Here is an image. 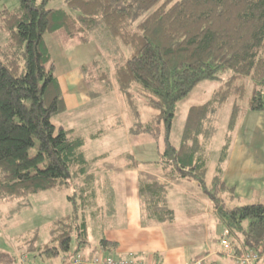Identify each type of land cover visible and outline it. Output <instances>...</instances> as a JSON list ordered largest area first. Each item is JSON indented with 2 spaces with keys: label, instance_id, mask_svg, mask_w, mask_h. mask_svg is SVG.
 <instances>
[{
  "label": "trees",
  "instance_id": "16d2710c",
  "mask_svg": "<svg viewBox=\"0 0 264 264\" xmlns=\"http://www.w3.org/2000/svg\"><path fill=\"white\" fill-rule=\"evenodd\" d=\"M51 1L21 0L16 10L0 13V34L7 37V45H0V203L20 201L25 209L30 196L68 188L81 178L86 187L79 188L80 199L67 198L72 213L53 223L49 242L37 245L35 236L25 242L27 251L44 262L61 259L67 264L62 259L69 261L89 245L87 212L96 205V193L89 187L96 178L87 173L89 163L81 151L86 140L52 122L67 110L46 36L65 34L85 46L93 37L101 40L113 56L114 71L104 68L105 61L90 62L82 67L87 85L101 84L111 91L113 73L134 117L139 115L135 96H142L153 115L130 134L162 141L154 165L168 178L193 181L208 195L236 255L264 257V200L230 205L237 198L235 188L223 182L238 119L249 112L264 113V0H63L66 8L50 9ZM226 72L232 75L212 99L189 110L182 144L176 148L170 136L178 104L203 81ZM248 80L251 96L243 109L239 103L246 100ZM230 99L235 104L225 145L217 175L208 183L207 148L219 131L218 114ZM128 158L130 166L138 165L132 155ZM139 186L148 218L174 222L167 186L157 181H140ZM108 188L102 215L114 214V191ZM73 239L77 248L71 254ZM0 264L19 260L0 251Z\"/></svg>",
  "mask_w": 264,
  "mask_h": 264
},
{
  "label": "rangeland",
  "instance_id": "374dc122",
  "mask_svg": "<svg viewBox=\"0 0 264 264\" xmlns=\"http://www.w3.org/2000/svg\"><path fill=\"white\" fill-rule=\"evenodd\" d=\"M20 1L21 0H0V13L6 11L5 9L10 11L16 10ZM48 8L62 9L66 7L63 0H55L51 1ZM91 40L92 41L85 46L81 45L76 40L70 41L65 34L63 36L62 34L46 36V42H48L49 50L52 55V63L56 65L55 73L61 80L63 95L67 102V112L56 115L52 122H54L57 127L63 126L67 130H72L77 137L81 136L85 138L86 145L81 151L89 163L87 169L88 174L95 173L97 169L102 168L104 165L122 168L123 165H125L127 153L131 155L135 154L136 159L144 157L145 159L143 160H145V162L158 161V149L161 147L162 141L158 143L152 140L150 136L142 135L139 137H132L127 134L136 124L146 125L153 115V111L145 106L142 96H135L139 115L138 117H134L131 109L128 107L125 97L118 91L117 85L114 82L113 73L111 82L113 89H111V91L104 85H95L93 86L95 87L94 89L90 86L91 88L89 89L85 84L84 86L82 85L83 91H81L78 89L79 86L70 85L68 80H64L66 71L71 69L74 65L88 66L92 61H105L104 68L109 72L114 71V63L111 62L113 56L106 51V47H102L100 44L101 40L94 37ZM6 43L7 37L0 34V45L6 46ZM231 75L232 72H226L225 74H220L219 78L214 81H203L191 91L188 97L180 101L176 109V117L172 124L170 136L176 148H179L182 144V135L189 109L192 106L203 105L211 100L214 91L223 86ZM246 90L248 91L246 100L239 103L243 109L247 107V99L251 96V82L249 80L246 82ZM92 91L99 92L101 95H94ZM90 92L91 94H89ZM134 92L137 94L136 87ZM81 98H90L93 100L89 103L81 102ZM234 104V99L228 100L218 114L220 121L218 125L219 131L215 140L207 148V155L209 158L208 183L217 175L216 169L218 159L222 153V147L225 145L227 124ZM240 125L245 131L249 129L248 126L242 125V123ZM112 127L113 129L110 130ZM102 130L107 133L100 139H90L93 134ZM111 170L112 172H110ZM111 170L107 171L104 178H99V176L95 174L97 180L93 183V186L89 187L91 191L94 190L96 193L94 201L96 205L92 208L90 207L87 212V219L91 225L89 228L90 242L93 246L97 245L102 235L100 234L102 233V222L100 221L103 218L101 213L105 203L103 199L105 191L101 190L99 187L102 186L104 181L105 185L110 182L111 183L108 185H112V174L114 169L112 168ZM99 171H101V169ZM76 185L30 196L28 198L29 205L25 209L20 207L22 204L20 201H15L14 204L0 203V251L17 257L19 264H43L40 261L36 262V258L38 257H34L33 253L27 251L25 242L31 238L33 240L35 236L39 238L37 245L49 242L53 223L72 213V205L67 198L70 195H76L77 199H80L79 188L86 187L84 178H81L79 181L77 180ZM194 191V189H190L189 195L194 194ZM89 195L90 199L93 198L91 193H89ZM191 202L189 198L184 199L182 202L183 207H189L190 204V207L193 206L202 213L203 206L201 203L194 204V202ZM71 246V254H73L77 248L75 239H73ZM107 256L116 259L120 257ZM202 260L204 259L202 258ZM47 264H61V259L60 261L59 259L51 260L50 263Z\"/></svg>",
  "mask_w": 264,
  "mask_h": 264
},
{
  "label": "crops",
  "instance_id": "0c3cea01",
  "mask_svg": "<svg viewBox=\"0 0 264 264\" xmlns=\"http://www.w3.org/2000/svg\"><path fill=\"white\" fill-rule=\"evenodd\" d=\"M82 67L83 65H74L66 71L64 77V80H68L70 85L79 86L78 89L81 91H83L84 84L89 89L91 88L85 81ZM59 82L61 86L60 78ZM95 85L100 86L101 84ZM92 88L95 87L92 86ZM93 93L97 96L101 95L99 92ZM92 100L81 98L80 101L89 103ZM241 123L248 126L249 129L245 131L241 128ZM60 127L64 128L63 126ZM127 134L132 136L130 131ZM142 135L144 134L134 137ZM232 137L227 161L223 169V182L226 183L228 189L235 188L237 197L230 204L242 206L260 203L264 200V113L249 112L241 116ZM154 141L156 142V140ZM158 151L160 159V149ZM129 155L131 154H126V162L122 168L104 165L100 168L101 171L97 169L93 173L94 177L97 174L99 178H104L107 171L114 169L112 185H108L111 182L105 185L104 181L99 187L103 191L108 186L113 188L114 214H103L100 221L102 222V233H100L102 235L95 246L91 245L90 242L89 228L91 225L87 219L89 245L82 249L80 254L93 258L100 253L104 256H120L124 259L135 258L145 262L154 261L156 264H187L202 258L205 263L239 264L237 259L241 255H236L232 246L230 250L222 246L223 228L215 215V209L208 195H204L196 183L186 178H168L163 174L161 168L159 169L154 165L157 160L145 162L144 157L136 159L135 154L132 155V160L138 165L132 167L130 166ZM140 181H157L160 185L167 186L168 207L174 212V222L160 224L148 218L144 200L139 193ZM190 189L195 190L194 194L189 195ZM188 198L194 204L201 203L203 206L202 213L197 208L190 207V204V208L183 207L182 202ZM103 240L108 242L105 247L101 245ZM36 259V262L50 263L44 262L40 258ZM254 264H264V257Z\"/></svg>",
  "mask_w": 264,
  "mask_h": 264
},
{
  "label": "built area",
  "instance_id": "2783aa9c",
  "mask_svg": "<svg viewBox=\"0 0 264 264\" xmlns=\"http://www.w3.org/2000/svg\"><path fill=\"white\" fill-rule=\"evenodd\" d=\"M227 232L225 231L223 233V238L221 239L222 246L230 250L231 245L229 243V240H227ZM260 258L256 253L248 252L245 253L243 257H240L237 259V262L239 264H254L256 261H258ZM62 261L67 262V264H156L153 262H145L144 260H137V259H124L122 257H119L118 259H115L110 256H104L103 254H97L95 257L90 258L87 256H83L82 254H74L69 261H66L62 259ZM187 264H205L204 260H198Z\"/></svg>",
  "mask_w": 264,
  "mask_h": 264
}]
</instances>
